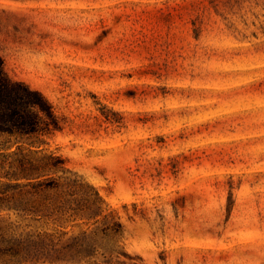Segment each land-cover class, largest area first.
<instances>
[{"label":"rangeland","instance_id":"obj_1","mask_svg":"<svg viewBox=\"0 0 264 264\" xmlns=\"http://www.w3.org/2000/svg\"><path fill=\"white\" fill-rule=\"evenodd\" d=\"M0 55L62 119L43 147L112 213L0 225L86 231L113 264H264V0H0ZM28 140L0 135V162Z\"/></svg>","mask_w":264,"mask_h":264},{"label":"trees","instance_id":"obj_2","mask_svg":"<svg viewBox=\"0 0 264 264\" xmlns=\"http://www.w3.org/2000/svg\"><path fill=\"white\" fill-rule=\"evenodd\" d=\"M62 128V119L48 97L25 81L11 78L0 55V135L29 139L27 147L18 144L0 162V178L9 180L0 188V209L59 228L78 219L96 224L100 217L112 216L105 213V200L99 191L69 169L62 155L43 147L46 141L42 136ZM114 218L112 225L104 222L94 233H118L121 223ZM30 226L26 223L20 231L0 225V264L60 261L65 252L74 262L113 264L105 252L99 253L96 241L86 231L67 237L68 231L62 229L26 230Z\"/></svg>","mask_w":264,"mask_h":264}]
</instances>
